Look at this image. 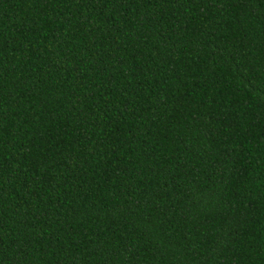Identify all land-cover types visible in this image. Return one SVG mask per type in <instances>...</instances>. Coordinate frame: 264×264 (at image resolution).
<instances>
[{
  "label": "trees",
  "instance_id": "16d2710c",
  "mask_svg": "<svg viewBox=\"0 0 264 264\" xmlns=\"http://www.w3.org/2000/svg\"><path fill=\"white\" fill-rule=\"evenodd\" d=\"M0 264H264V0H0Z\"/></svg>",
  "mask_w": 264,
  "mask_h": 264
}]
</instances>
